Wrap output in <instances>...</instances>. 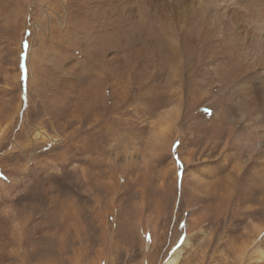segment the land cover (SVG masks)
Returning a JSON list of instances; mask_svg holds the SVG:
<instances>
[{"label": "rangeland", "instance_id": "rangeland-1", "mask_svg": "<svg viewBox=\"0 0 264 264\" xmlns=\"http://www.w3.org/2000/svg\"><path fill=\"white\" fill-rule=\"evenodd\" d=\"M133 1L0 0V264H147L148 253L150 264H163L187 237L179 264H248L242 245L255 238L248 252L264 251V147L252 155L233 139L239 129L253 135L256 124L224 121L227 134L220 136L210 126L224 108L237 110L234 82L220 80L229 70L227 57L203 65L209 72L197 73L193 87L185 75L184 107L170 146L153 149L156 120L172 100L169 73L156 82L149 107L147 88L136 90L122 76L129 58L123 34L124 50L117 52L123 80L113 79L117 14L125 33L131 20L124 12L137 17L139 6L144 16L138 20L147 17L148 31L161 35L155 15L149 19L141 0ZM200 20L183 33L187 43L176 35L181 49L188 45L198 56L203 42L193 39ZM161 26L171 33L168 24ZM259 123L264 126V114ZM234 154L250 168L234 173L233 197L224 181ZM199 177L212 183L210 192ZM80 221L84 230L79 224L66 231ZM104 230L114 231L115 241L108 239L99 254Z\"/></svg>", "mask_w": 264, "mask_h": 264}, {"label": "bare ground", "instance_id": "bare-ground-1", "mask_svg": "<svg viewBox=\"0 0 264 264\" xmlns=\"http://www.w3.org/2000/svg\"><path fill=\"white\" fill-rule=\"evenodd\" d=\"M260 1L261 2H259V0H203V2H200L199 0H141L140 6H145V8L149 10V12L146 13L147 15H149V19L152 15H155V17L157 18V20L155 19V22L157 21L156 25L157 23H159V25H157V31L159 32V34L161 33V35L158 36L152 35L148 31L150 22L152 21L147 20V17L146 19L145 17H141L138 20L137 17L140 16L142 10H139V6L137 7L139 15L137 17H134L131 12V16H128L129 13L124 12L127 15L125 19L129 20L130 18L131 20V24H128L129 28L125 31V33L123 32L124 29L122 26L120 15H116L115 25L117 27V30L115 31V40L113 41V47L116 51L113 50L111 60L113 64H118H116L118 71L113 70V79L116 77V80H119L121 78L118 77L123 76L126 77L125 81L127 85H129V83L135 84L134 86H132V88L135 87L136 90L140 88H144L145 90V88H147V91H149H146L148 94L147 100L149 102V107H152L155 103L152 101L153 95L155 94L156 88L159 87L156 82L160 79H165V73H169L166 78L169 84L167 85V87L172 94V100L164 104V106H166L167 104L169 105L161 112L159 119L156 120L157 124H155V130L153 128L154 132L152 134L151 143V147L153 149L160 150V148L164 149L165 147L170 146V141L172 138V136L170 138V134L176 127L175 124L176 122H178L179 117H181V113L184 107L183 91L185 75V84L189 83V86L193 87L196 84L195 79L197 78V73H200L203 70L205 73L209 72L208 70H205L206 68H202L203 65L209 63L214 66L217 60L220 61L224 58L226 59V57L227 63L229 64V70L227 71V75H223L222 79L220 80L228 85L229 82H234L232 83L231 88L235 94V96L233 97V105L235 106V108H237V110L231 111L224 108V110L227 111L224 113L223 118H214V120L210 122V126L214 127L216 134L220 136L227 134V129L223 130L222 128L224 121H227L230 124L236 126L241 123L246 127L249 124L253 125L255 123V128L257 131L256 133L253 132V135H248L245 134L241 129H239L238 131H234L233 139H235L238 145L243 147V150H249L252 155H254L259 149H262L264 147V126L259 123L260 117L262 118V115L264 114V0ZM135 2H138V0H134L133 4ZM174 3L177 4L178 9L174 8ZM257 5H261L262 8L255 9ZM43 10H45V8ZM145 11L147 12V10ZM142 16H144V14ZM196 17H201L202 19V21L200 20L202 23L201 28L199 29L198 34L193 39H201V41L203 42V47L201 49L203 53H200V56L195 53V49L188 47V45L185 46L184 49H181V46L177 43L178 38L176 36L178 35L183 43H187L188 41L183 37V33L186 37V31H188L187 29L190 27V24H196ZM161 24L164 25V27L166 26V24H168L171 33L167 32V28L163 30ZM123 34L127 35L129 38L128 43H126L125 45V47H127V49L129 50V58L127 62L125 61L126 68L124 72H122L121 76L120 70L122 69L123 65H121L120 62L123 63V56L121 54H117V52H123L124 50V46L121 44ZM166 34H171V37H167ZM159 36H162L163 40L166 42L165 46L162 45V39ZM195 45H198V43H195ZM185 56H187L188 58L185 59ZM207 57L209 59H207ZM176 61H178L179 63H176ZM186 62H188L189 66L185 69ZM221 68L218 70H222ZM213 69L215 70V67H213ZM121 80L118 82L121 83ZM201 85L202 84H200V86ZM203 94L206 95V99L210 95V89L203 91ZM202 97L196 99V101L202 99ZM160 104V101L156 103L157 106ZM220 104H223L222 100ZM214 116H219V112H215ZM37 134L43 135L44 131L38 130ZM223 141L225 143L224 148L230 149L231 147L229 145V142L225 141L224 139ZM227 151L229 150H225V152ZM230 156L231 161L235 160L236 162L232 167H230V162L228 164L224 162V168H226L228 165L230 167L228 174H226L227 178L224 182L228 184L227 194L233 196L232 186H235L238 182V175H235V172L240 173L243 172L245 168L246 170H248L250 167H246L247 165H245V160L242 158H238L236 154ZM191 159L192 157L190 154L184 156V160L187 161V163H190ZM225 161H228V158H226ZM174 182L175 180L171 181V183ZM199 182H202L204 184L205 190H209L208 192L211 191L210 184L212 183L203 180L201 177H199ZM59 213H61V211H59ZM82 215H85V213ZM79 224H82V230H84V223L81 221L68 223L65 226V229L68 228L72 230V228H75V230L77 231L78 226H80ZM42 227L46 229V226ZM255 229L258 235L261 227L255 225ZM103 233V241L105 243L103 245L104 247L101 248L99 254L106 253L105 250L108 244V239H110L111 241L115 239L114 231L107 232L106 230H104ZM257 235L255 237H257ZM188 239V237L184 238L180 243V246H177L176 249H174V251L168 255L163 264H179L180 258L182 257V245H188ZM256 239L257 238L245 241L242 245L241 253L242 255L244 253L247 254L248 264H252L253 258L254 261L257 262L264 260L263 250L257 249L252 250V252L250 253L248 252L254 247V244L257 241ZM144 261H146L147 264L151 263L152 259L149 253L147 254Z\"/></svg>", "mask_w": 264, "mask_h": 264}]
</instances>
